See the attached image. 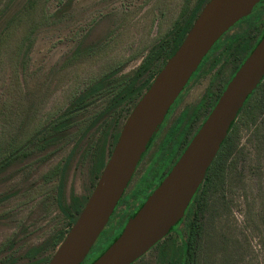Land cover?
I'll use <instances>...</instances> for the list:
<instances>
[{
  "label": "rangeland",
  "instance_id": "rangeland-1",
  "mask_svg": "<svg viewBox=\"0 0 264 264\" xmlns=\"http://www.w3.org/2000/svg\"><path fill=\"white\" fill-rule=\"evenodd\" d=\"M187 1L190 8L199 2L38 0L32 10L20 14L27 0H0V157L15 148H23L22 153L27 154L0 174V196L12 193L0 204V264H41L37 259L53 256V249L33 259L25 254L68 228L57 200L63 175L66 202L72 195L83 197L92 190L91 161L83 158L82 152L100 128L93 127L78 143L81 135L108 105L119 88L115 84L133 74L151 49L171 32ZM18 14L19 19L9 26ZM263 21L264 2L226 38L251 32ZM223 52L220 46L183 90L94 248L118 229L139 202L140 194H130L153 163L162 138L172 132L186 110L191 113L205 99L198 121L207 113L233 68ZM113 70H119L110 82L115 87L89 98L87 106L73 114L68 135L44 150L35 146L37 142L25 147ZM128 109L126 105L121 112L120 129ZM246 118L243 112L239 120ZM259 120H263L261 126L249 122L240 129L234 167L224 188L228 201H219L220 194L208 197L200 219L197 264H264V114ZM158 165L157 159L153 169ZM187 221L134 264H177V248L184 247Z\"/></svg>",
  "mask_w": 264,
  "mask_h": 264
},
{
  "label": "water",
  "instance_id": "water-1",
  "mask_svg": "<svg viewBox=\"0 0 264 264\" xmlns=\"http://www.w3.org/2000/svg\"><path fill=\"white\" fill-rule=\"evenodd\" d=\"M264 0H209L125 120L77 220L47 264H82L108 224L169 110L215 43ZM264 80V37L244 60L169 174L91 264H132L185 216L249 96Z\"/></svg>",
  "mask_w": 264,
  "mask_h": 264
},
{
  "label": "trees",
  "instance_id": "trees-1",
  "mask_svg": "<svg viewBox=\"0 0 264 264\" xmlns=\"http://www.w3.org/2000/svg\"><path fill=\"white\" fill-rule=\"evenodd\" d=\"M37 1L38 0H27L23 10L20 11V14L27 13V11L29 12L30 10H32L36 6ZM208 1L209 0H199V2L191 8L189 7L190 2L187 1L178 19L175 22L173 29L165 37V39H163L159 44H156L151 49V51L144 57L141 64L133 72V74L124 76L118 84H115L116 86L119 85V88L116 92H114L115 94L109 100L108 105L100 114L97 115V117H95L90 126L87 128V130L81 135L82 138L78 141V143H81V140L85 138L89 130H91L95 126H99L100 129L98 131V135H94L85 150L82 152L83 158H88L91 161V171L93 175L91 183L92 190L88 195L83 197L72 195L71 201L66 202L64 198L65 175L61 177L58 186L57 200L59 208L61 209L65 217L68 219V228L66 230L58 231V233H56L43 244L29 249L25 254L26 257L33 259L49 249H53L55 251L60 245V243L63 241L66 234L73 226L78 216L80 215L83 207L85 206L119 138L122 129H120L119 127L121 112L125 110L126 105L129 107L125 115L127 119L136 103L139 101L145 91L151 86L156 75L159 73V71L163 68L167 60L175 53L180 44L183 42L194 21L196 20L202 8ZM256 9L257 8H255L252 13L248 16L239 20L215 43V45L211 48V50L203 59L198 70L191 77L192 80L199 73V71L208 61L210 56L214 54L220 46H223L225 52H223L222 54L225 55L226 62L232 64L233 68L226 82L220 88L219 93L213 99V102L211 103L207 113L204 114V117H202L200 119L201 121L199 122L198 117L200 115V112L208 100L205 99L204 101L200 102L197 108L194 109L191 113L189 112V110H186L181 116V118H179L178 123L172 130V132L166 134L162 138L161 145L159 146L156 152L157 155L153 160V163L145 172L140 183L136 185V187L132 190L130 194L132 196L140 194L141 196L139 202L127 214V216L124 218L123 223L118 227V229L106 241L102 242L100 246L92 248L87 258L82 264H91L120 236L123 229L135 216V214L141 208L147 198L153 193V191L158 187V185L169 174L175 163L178 161L182 153L187 148L188 144L191 142L192 138L198 132L203 122L207 119L208 115L217 104L221 94L223 93L231 79L234 77L244 60L249 56L255 46L264 37L263 21L259 24H256L253 27L254 29L252 28L251 32L250 30H245L242 33L234 34L226 38L228 33L236 25L250 18V16ZM20 14L16 15L12 20H10L11 22L9 26L11 24L13 25L14 21L19 19ZM34 26L35 25H33L32 28H34ZM7 29L8 31H10L9 28ZM10 33L11 32L6 34L5 38L9 37ZM221 59L222 57H219L218 61H221ZM118 72L119 70H113L101 80L94 83L84 94L76 98L74 102L62 114H60L55 120L50 122V124L46 126L42 131H40L37 135H35L32 140L28 141L25 144V147L30 144L35 145V143L37 142L35 146L44 150L58 142L59 139H61L62 137L68 135L67 130L74 123L73 114H75L81 108L87 106V100L89 98L93 97L94 95H97L102 90H107L108 88L115 87V85L111 84L110 82L111 80H113V77L118 74ZM181 95L182 93L179 97H181ZM179 97L169 110L166 120L168 119L170 113L172 112L178 100L180 99ZM243 112L246 113L247 118L239 120L240 115ZM263 114L264 80L249 96L244 106L238 113V116L233 122L232 127L228 133V136L223 141L217 156L209 167L205 180L199 187L197 193L194 195L192 202L190 203L185 213L184 218L169 232V234H171L181 225L183 221L188 218L186 229L187 235L185 236L184 247L181 246L177 248V251H179L180 253L177 257V260H175L177 264H197L198 242L202 232V222L200 219L206 211L208 197L220 194L218 197L219 201H228L224 188L228 175L234 167L235 160L233 159V156L235 154V144L238 140V136L240 135V129L242 128V126H249L250 124H258L261 126L263 120L259 119ZM165 123L166 121L161 125L160 128H162ZM99 124H102V126H100ZM110 134L112 137L111 142L109 140ZM78 145L79 144H76V146L74 147V151L77 149ZM22 150L23 148H15L11 151H8L3 157H0V174L5 172L12 165L13 162L17 161L18 159H22V157L27 156L26 152L22 153ZM157 159L159 165L156 169H153L154 163ZM150 176L152 177L149 179ZM11 196L12 193L0 196V204ZM121 201L119 202L117 208L119 207ZM227 209L229 215L230 209L229 207ZM219 217L222 216L220 215ZM160 242H158L156 245H158ZM164 256H167V253L164 252ZM51 257L52 255H43L42 257L37 259V261H40L41 264H47Z\"/></svg>",
  "mask_w": 264,
  "mask_h": 264
},
{
  "label": "flooded vegetation",
  "instance_id": "flooded-vegetation-1",
  "mask_svg": "<svg viewBox=\"0 0 264 264\" xmlns=\"http://www.w3.org/2000/svg\"><path fill=\"white\" fill-rule=\"evenodd\" d=\"M263 2H264V1L260 2V3L256 6V8H257L261 3H263ZM153 142H154V141H153ZM153 142H152V144H153ZM152 144L150 145V147L152 146ZM150 147L148 148V150L150 149ZM148 150L146 151V153L148 152ZM146 153H145V155H146ZM145 155H144V156H145ZM142 160H143V159H142ZM139 165H140V164H139ZM139 165H138V167H139ZM138 167H137V168H138ZM133 176H134V175H133ZM132 178H133V177H132ZM121 200H123V197H122ZM121 200H120V201H121ZM121 202H122V201H121ZM167 236H168V235H167Z\"/></svg>",
  "mask_w": 264,
  "mask_h": 264
}]
</instances>
